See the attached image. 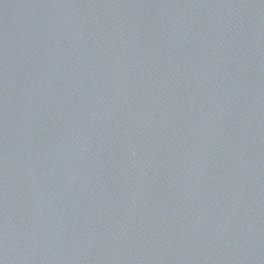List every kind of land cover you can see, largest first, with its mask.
I'll use <instances>...</instances> for the list:
<instances>
[{
  "label": "water",
  "instance_id": "water-1",
  "mask_svg": "<svg viewBox=\"0 0 264 264\" xmlns=\"http://www.w3.org/2000/svg\"><path fill=\"white\" fill-rule=\"evenodd\" d=\"M0 264H264V0H0Z\"/></svg>",
  "mask_w": 264,
  "mask_h": 264
}]
</instances>
